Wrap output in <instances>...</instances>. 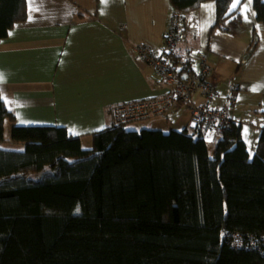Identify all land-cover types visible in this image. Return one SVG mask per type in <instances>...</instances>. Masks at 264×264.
Masks as SVG:
<instances>
[{
	"label": "trees",
	"instance_id": "trees-1",
	"mask_svg": "<svg viewBox=\"0 0 264 264\" xmlns=\"http://www.w3.org/2000/svg\"><path fill=\"white\" fill-rule=\"evenodd\" d=\"M204 1L169 0L183 20ZM212 1L217 27L240 20ZM253 9L264 25V0ZM25 19V0H0V41ZM5 122L22 149L0 147V264H264L231 242L264 241V129L252 157L237 128L210 156L186 130L125 125L83 148L63 128L17 126L0 94V144Z\"/></svg>",
	"mask_w": 264,
	"mask_h": 264
},
{
	"label": "crops",
	"instance_id": "crops-1",
	"mask_svg": "<svg viewBox=\"0 0 264 264\" xmlns=\"http://www.w3.org/2000/svg\"><path fill=\"white\" fill-rule=\"evenodd\" d=\"M229 8L240 20L226 27L216 26L212 0L188 13L177 55L188 57L194 71L205 58V81L217 92L209 106L229 110L252 157L264 129V25L253 0H232ZM25 11L0 41V94L17 126L63 128L90 148L91 134L113 125V108L166 95L134 46L163 55L169 0H25ZM192 98L204 103L198 92ZM189 117L174 105L129 130L187 131ZM220 139H204L208 154Z\"/></svg>",
	"mask_w": 264,
	"mask_h": 264
},
{
	"label": "built area",
	"instance_id": "built-area-1",
	"mask_svg": "<svg viewBox=\"0 0 264 264\" xmlns=\"http://www.w3.org/2000/svg\"><path fill=\"white\" fill-rule=\"evenodd\" d=\"M183 31L182 14L172 11L163 36L164 53L162 56L155 55L146 45L134 46L138 57L154 68L158 79L157 86L166 87L167 93L159 99L134 102L113 108L111 114L114 126L146 120L164 114L174 105H179L189 110L187 132L192 136H200L204 139L213 136L221 138L225 132L236 128L227 108L214 109L209 106V102L217 96V92L205 81L211 73L205 58H201L198 70L194 71L188 57L177 55V50L183 43ZM196 92L203 98V104L198 105L193 101L192 97ZM232 239V246L235 248L264 250V241H260L257 237L244 238L234 234Z\"/></svg>",
	"mask_w": 264,
	"mask_h": 264
},
{
	"label": "rangeland",
	"instance_id": "rangeland-1",
	"mask_svg": "<svg viewBox=\"0 0 264 264\" xmlns=\"http://www.w3.org/2000/svg\"><path fill=\"white\" fill-rule=\"evenodd\" d=\"M147 122H150V121L149 120H144V121H138V122L128 123V124L125 125V128L127 130H129V129H140V126L146 125ZM10 128H11V124L9 122H5V125H4L5 142L4 143H1L0 144V147L3 148V149H19V150H21L22 149L21 148V145H19V147H16V146H14L11 143V141H10V135H11V133L9 132ZM138 131H140V130H138ZM168 131L169 130H164V133H168ZM249 146H250V153H251L250 155H253V153H254L255 150L253 151V149L251 148L252 147L251 142H250ZM83 148H84V146H83ZM209 155L210 156H213L214 155V150H211V152H210Z\"/></svg>",
	"mask_w": 264,
	"mask_h": 264
},
{
	"label": "water",
	"instance_id": "water-1",
	"mask_svg": "<svg viewBox=\"0 0 264 264\" xmlns=\"http://www.w3.org/2000/svg\"><path fill=\"white\" fill-rule=\"evenodd\" d=\"M183 79H185V77L183 76Z\"/></svg>",
	"mask_w": 264,
	"mask_h": 264
}]
</instances>
